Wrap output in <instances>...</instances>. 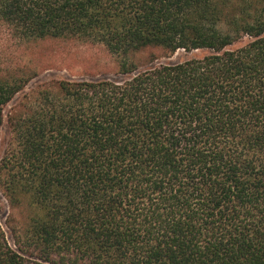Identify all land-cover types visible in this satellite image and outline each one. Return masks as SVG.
<instances>
[{
    "label": "trees",
    "instance_id": "1",
    "mask_svg": "<svg viewBox=\"0 0 264 264\" xmlns=\"http://www.w3.org/2000/svg\"><path fill=\"white\" fill-rule=\"evenodd\" d=\"M5 38L100 77L16 100L0 50V264H264V0H0Z\"/></svg>",
    "mask_w": 264,
    "mask_h": 264
},
{
    "label": "rangeland",
    "instance_id": "2",
    "mask_svg": "<svg viewBox=\"0 0 264 264\" xmlns=\"http://www.w3.org/2000/svg\"><path fill=\"white\" fill-rule=\"evenodd\" d=\"M3 43L4 44L0 46V50L3 51L2 58H4V66L6 68H28L29 66H34L37 71L39 70L38 75L32 78L23 91L15 96L14 99L16 100L24 92L43 82L59 79L77 80L79 78L89 79L100 77V75L91 76L88 74H79L77 72L78 70H81V65L87 64L86 61H82L83 59L79 60L82 45H78L77 43L67 42L61 45H52L49 43V51L46 52L41 51V49L39 50V48L26 51L24 48H20L16 42L12 43V40L9 41L8 38H5ZM42 52L43 55H40ZM93 53L94 52L90 51L87 56H91ZM198 53L199 51H197V54ZM187 56V54L180 50L172 56L161 59L160 61L175 63L185 59ZM74 59L79 61H75ZM92 70L94 71V69ZM106 76L114 77L112 74H108ZM14 101L15 100L5 107V112L9 110L11 106L10 104ZM9 136L10 134L8 128L6 124H4L0 133V156L8 145ZM20 216L21 215L17 210L9 206L7 199L0 190V224L6 233L9 244L12 247H15V245L10 226L13 225V223L16 224L19 221L18 219Z\"/></svg>",
    "mask_w": 264,
    "mask_h": 264
}]
</instances>
